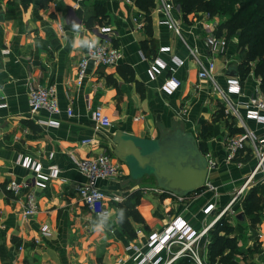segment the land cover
Returning <instances> with one entry per match:
<instances>
[{
    "label": "crops",
    "instance_id": "1",
    "mask_svg": "<svg viewBox=\"0 0 264 264\" xmlns=\"http://www.w3.org/2000/svg\"><path fill=\"white\" fill-rule=\"evenodd\" d=\"M171 2L180 32L163 22L167 17L160 0L151 9L150 26L137 0H53L45 7L39 0L26 7L22 0H0V264H139L136 256L150 250V235L179 219L197 232L208 229L195 244L200 261L191 254L177 255L183 245L175 243L160 253L158 264H216L210 256L211 230L223 216L233 227L236 263L264 264V180L255 171L257 150L246 139L245 149L229 159L228 146L249 131L256 142L264 136L262 124L248 118L242 104L264 94L261 78L253 72L241 78L239 66L246 55L235 39L217 35V16H185ZM73 21L80 27L74 28ZM102 26L112 27V45L121 50L122 59L112 66L90 63L78 84L79 62L104 40ZM211 34L226 43L211 45ZM210 62L213 77H201ZM234 71L238 74H230ZM172 77L180 84L170 85ZM233 78L240 81L238 93L230 90ZM37 85L56 86L61 113L31 111L29 92ZM99 107L110 125L95 121L93 111ZM51 120L59 125L47 123ZM177 129L192 132L204 144L212 166L207 185L183 198L161 188L153 176H133L115 156L113 143L118 131L160 139ZM105 150L121 165L122 176L97 181L108 198L92 207L78 193L89 183L78 160ZM25 159L42 171L24 164ZM53 165L61 168L58 177L50 175ZM11 180L28 186L15 195L5 187ZM253 190L261 194V202L252 212L244 203ZM30 192L38 209L25 217ZM132 195L133 202L140 199L142 220L131 217V229L110 222L102 233L92 230L98 213L118 210ZM114 196L122 200L114 201Z\"/></svg>",
    "mask_w": 264,
    "mask_h": 264
},
{
    "label": "built area",
    "instance_id": "2",
    "mask_svg": "<svg viewBox=\"0 0 264 264\" xmlns=\"http://www.w3.org/2000/svg\"><path fill=\"white\" fill-rule=\"evenodd\" d=\"M161 9L165 12L166 19L163 20L164 23L170 25L177 32H180V22L173 18L172 16V7L173 4L171 0H160ZM99 33L104 35V40L98 44L92 45L88 53L82 57L79 62L78 67V76L77 83L82 84L84 78L87 75V69L90 63H94L96 66H112L116 65L122 59V52L118 47L112 45L114 31L110 26H102L99 29ZM209 43L211 45L226 43L225 39L218 37L216 34H211L209 37ZM213 68L214 63L210 62L208 67H204L200 72L201 77H213ZM180 84V81L175 77H172L170 80V85L177 86ZM230 90L233 92H240V81L238 78H233L229 80ZM224 94V93H223ZM226 101L229 103L227 95L224 94ZM29 102L32 112H37L40 110H45L52 115L61 113V106L57 96V88L55 85H37L30 89L29 92ZM246 108V115L250 119H254L262 124L264 130V94H258L251 96L248 101L242 103ZM233 108V104H230ZM234 113L237 114L239 118L241 115L239 111L234 110ZM68 114L73 116L74 111L72 108L68 109ZM93 117L98 125H110L112 123L110 117L105 114L102 108H97L93 111ZM51 125H59V122L56 120H51L47 122ZM250 139L254 142L255 148L258 154V164L255 171L259 169L264 180V136L260 138V141L256 142L257 136L252 132H248L242 137H234L229 141V159H234L238 155L239 150L245 149V141ZM91 139L86 140L90 142ZM209 160V159H208ZM210 163V160H209ZM24 164L27 166L31 165L37 171H42V167L37 163H29L26 159ZM79 169L87 176L89 183L81 185L78 188V193L80 198L87 204L92 207H95L98 203L105 201L108 196L106 193L97 187L96 183L100 179H115L122 176L121 165L116 162L113 158V155L107 150L96 155L95 157H88L78 160ZM209 167H212L209 164ZM50 175L52 177H58L61 168L53 165L50 168ZM255 171L252 175L255 174ZM28 184L24 181L11 180L6 184V189L9 192H12L15 195L21 194L23 189L27 187ZM245 185L238 191V196L244 190ZM158 190V189H157ZM183 198L182 196H180ZM114 201H121L122 197L114 196L111 197ZM237 197L234 198V200ZM26 207L24 210V216H30L37 212L36 199L33 193H28L26 198ZM214 209V206L211 205L208 207V210L211 211ZM109 210L103 209L100 213L107 214ZM225 213L223 210L220 213V216ZM208 229H205L202 232H197L189 223L185 220H177L173 222L165 231L162 233H153L149 238V247L150 250L142 255L141 252H138L136 259L139 264H147L150 261L152 263L158 264L161 261L159 257L160 253L168 249L170 250L175 243L182 244V249L177 253V255L191 254L199 260L198 252L195 249V244L201 239V237L207 232ZM46 232L48 228L45 227ZM136 247V246H135ZM177 257V256H176ZM200 261V260H199ZM96 264V263H91Z\"/></svg>",
    "mask_w": 264,
    "mask_h": 264
},
{
    "label": "trees",
    "instance_id": "3",
    "mask_svg": "<svg viewBox=\"0 0 264 264\" xmlns=\"http://www.w3.org/2000/svg\"><path fill=\"white\" fill-rule=\"evenodd\" d=\"M35 0H22L26 7ZM53 0H39L40 6L45 7ZM181 9L183 15L191 13H207L211 17L219 16L220 21L217 26V35L225 36L227 41L235 39L238 49L245 53L246 57L241 62L239 73L241 78H246L253 72L261 78V89L264 93V0H173ZM137 4L146 11L149 26L152 23L150 12L156 6V0H137ZM223 110V109H222ZM205 152V146L200 144ZM132 195L124 202L120 203L118 209L125 210V219L122 226L131 229L130 218L142 220L137 204L133 202ZM261 194L253 190L245 200V209L254 211L261 202ZM233 227L227 216H223L217 221L211 230L212 240L210 243L211 262L216 264H237L233 259L234 239L231 237ZM232 251L225 254L228 248ZM219 258V260H218Z\"/></svg>",
    "mask_w": 264,
    "mask_h": 264
},
{
    "label": "water",
    "instance_id": "4",
    "mask_svg": "<svg viewBox=\"0 0 264 264\" xmlns=\"http://www.w3.org/2000/svg\"><path fill=\"white\" fill-rule=\"evenodd\" d=\"M113 143L115 156L130 167L133 176H153L166 191L186 196L207 185L209 160L190 131L177 129L160 139L118 131Z\"/></svg>",
    "mask_w": 264,
    "mask_h": 264
},
{
    "label": "clouds",
    "instance_id": "5",
    "mask_svg": "<svg viewBox=\"0 0 264 264\" xmlns=\"http://www.w3.org/2000/svg\"><path fill=\"white\" fill-rule=\"evenodd\" d=\"M72 26L74 28L80 27V25L76 24L75 21H73ZM124 219V209L108 211L107 214L98 213L96 219L92 222L91 227L94 232L102 233L110 227V222L123 223Z\"/></svg>",
    "mask_w": 264,
    "mask_h": 264
},
{
    "label": "rangeland",
    "instance_id": "6",
    "mask_svg": "<svg viewBox=\"0 0 264 264\" xmlns=\"http://www.w3.org/2000/svg\"><path fill=\"white\" fill-rule=\"evenodd\" d=\"M217 18H219V19H220V17H219V16H217Z\"/></svg>",
    "mask_w": 264,
    "mask_h": 264
}]
</instances>
